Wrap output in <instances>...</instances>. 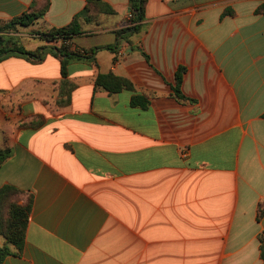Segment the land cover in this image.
Segmentation results:
<instances>
[{
    "label": "crops",
    "instance_id": "0c3cea01",
    "mask_svg": "<svg viewBox=\"0 0 264 264\" xmlns=\"http://www.w3.org/2000/svg\"><path fill=\"white\" fill-rule=\"evenodd\" d=\"M86 1L0 0V23L43 12L12 35L58 48L35 32L67 26ZM101 1L114 14L81 19L70 42L93 62L62 75L48 51L4 59L26 72L0 98V188L31 210L23 250L2 264H264V0H147L126 40L128 0ZM108 73L134 93L95 88Z\"/></svg>",
    "mask_w": 264,
    "mask_h": 264
},
{
    "label": "trees",
    "instance_id": "16d2710c",
    "mask_svg": "<svg viewBox=\"0 0 264 264\" xmlns=\"http://www.w3.org/2000/svg\"><path fill=\"white\" fill-rule=\"evenodd\" d=\"M146 3L147 0H128L130 14L129 23L132 24V26L117 31V37L126 40L131 34L140 30L145 19L144 12ZM255 13L264 14V3L255 10ZM42 14L43 12H30L8 23H0V61L14 56L23 58L32 63H39L43 59V51H48L50 55L60 60L61 74L65 75L66 68L71 61L93 62L94 50L75 51L72 50L70 45L73 37L82 34L80 20L83 19L85 22H93L97 15H113L114 11L101 0H87L82 13L74 16L67 26L59 29H49L46 32H40L38 30L35 32L40 39L46 42H61L60 47H40L34 51H28L18 43L17 38L12 34H14L18 28L32 27ZM109 49L114 51L116 47ZM183 72V68H178L176 71L175 86L172 90L174 97L178 100H185L180 90ZM94 86L95 88L106 91L109 95L118 94L122 91L134 93L133 85L129 80L117 77L112 73L98 74L95 78ZM147 105L148 100L146 97L132 95L130 99L131 107L146 109ZM10 155V150L0 149V166ZM19 194V190L12 186H3L0 188V237H2L5 242L4 246L0 247V264L3 263L6 257L21 253L25 244V233L31 210V198H28L25 204H19L17 201ZM263 214L264 210L258 208V219ZM261 257L264 258L263 250Z\"/></svg>",
    "mask_w": 264,
    "mask_h": 264
},
{
    "label": "rangeland",
    "instance_id": "374dc122",
    "mask_svg": "<svg viewBox=\"0 0 264 264\" xmlns=\"http://www.w3.org/2000/svg\"><path fill=\"white\" fill-rule=\"evenodd\" d=\"M37 44L39 43L33 40L28 41V42L27 41L22 42V45L27 50L31 49V45L35 46ZM15 68L17 67H15L14 62H10V61L8 62L7 60L0 61V98H3L7 94L5 89L7 90V88H9L10 85L18 82L21 76L25 74L24 72H26L24 70L15 69ZM52 73H53V70H50V74ZM4 112L9 113L7 108L4 107V102L0 101V128L1 129L3 128L4 123H5V120H4L5 113ZM16 113H17V109L16 111L13 110V114H16Z\"/></svg>",
    "mask_w": 264,
    "mask_h": 264
},
{
    "label": "built area",
    "instance_id": "2783aa9c",
    "mask_svg": "<svg viewBox=\"0 0 264 264\" xmlns=\"http://www.w3.org/2000/svg\"><path fill=\"white\" fill-rule=\"evenodd\" d=\"M129 19H130V14L128 13L125 23H123V25L121 26V29L127 28V27H131L132 24L129 23ZM122 51H120L119 53H121Z\"/></svg>",
    "mask_w": 264,
    "mask_h": 264
}]
</instances>
